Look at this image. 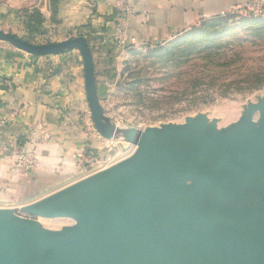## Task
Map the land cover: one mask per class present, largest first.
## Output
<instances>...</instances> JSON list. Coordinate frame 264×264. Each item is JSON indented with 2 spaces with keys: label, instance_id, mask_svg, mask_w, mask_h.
<instances>
[{
  "label": "water",
  "instance_id": "95a60500",
  "mask_svg": "<svg viewBox=\"0 0 264 264\" xmlns=\"http://www.w3.org/2000/svg\"><path fill=\"white\" fill-rule=\"evenodd\" d=\"M0 41L35 57L78 50L96 133L105 140L121 135L137 147L110 169L21 209L32 217L71 219L73 226L51 231L15 210H0V264H264V105L255 127L236 129L219 143L190 131L122 128L104 112L84 36L34 44L0 29ZM228 184L241 214L227 209ZM207 187L212 197L201 198ZM247 189L252 195L245 199ZM245 200L253 201L255 213ZM219 222L225 225L213 227Z\"/></svg>",
  "mask_w": 264,
  "mask_h": 264
},
{
  "label": "rangeland",
  "instance_id": "374dc122",
  "mask_svg": "<svg viewBox=\"0 0 264 264\" xmlns=\"http://www.w3.org/2000/svg\"><path fill=\"white\" fill-rule=\"evenodd\" d=\"M9 1L0 0V22L5 24L0 25V29L9 33L14 32L13 34L28 41L30 37L28 24L31 20H28L27 16L38 13L43 22L42 26L37 28L36 37L31 43L46 44L69 39L67 37L64 39L67 35L59 28L50 27L56 22L59 3L57 8H53L49 0H38L40 4L42 3L39 8L22 7L15 10L10 8ZM45 1L48 3L46 5H49L48 13L44 11ZM89 4L93 5L91 0ZM257 6L254 14L240 9L232 12L234 16L223 18L224 21L220 24L209 26L208 35L198 33L190 37L191 34H187L160 44H132L127 40L123 46L117 44L113 36L109 38L108 41L111 43L108 45L113 51L102 58V65L107 72L105 79L110 84L102 91L101 102L106 116L113 124L122 128H137L141 132L159 133L172 130L178 135L190 131L192 134L209 137L213 143L223 141L236 129L246 128L250 124L255 127V121L258 122V119H255L259 118L261 112L259 106L264 105V80L258 82L256 77H252L253 74L256 76L264 71V14L255 16L257 12H261L260 5ZM74 51L75 54L63 64L72 71L77 65H82L84 70L80 52ZM213 53L222 56H231L233 53L240 55L238 61L219 75L217 86H222L223 83L232 84L230 86L232 90L226 94L224 90L196 88L190 82L184 83L185 79L189 78L186 75L188 71H202L199 66L194 67L193 64L199 63L203 56L207 58ZM46 59L43 60V64L49 65L51 71L57 67L54 65H62L56 62L58 59L56 56L48 58L49 62ZM208 61L209 67H214L225 62V59L213 57ZM83 115L86 127L102 142L98 150L94 151L97 161L83 169L84 177L110 169L137 151V147L125 142L121 135L111 140L101 138L95 131L88 108L84 107ZM201 160L205 165L212 166V159L206 154H203ZM227 168V172L230 171V167ZM193 180L183 183L186 185ZM233 189L234 187L228 184L224 190L228 196L227 209L241 214L243 211L236 210L238 199L235 202ZM199 193L201 198L212 197L210 187ZM251 195V191L247 189L244 198ZM184 197L196 198L193 193L187 192ZM253 206L255 207V204L252 200L244 201V208H250V211L255 213ZM19 214L18 216L23 219L32 218L22 211ZM43 219L39 220L54 230L74 224L73 220L67 218ZM249 220L255 222V214L254 218L250 217ZM220 225L225 224L219 222L213 227ZM202 226L208 227L206 223H202Z\"/></svg>",
  "mask_w": 264,
  "mask_h": 264
},
{
  "label": "crops",
  "instance_id": "0c3cea01",
  "mask_svg": "<svg viewBox=\"0 0 264 264\" xmlns=\"http://www.w3.org/2000/svg\"><path fill=\"white\" fill-rule=\"evenodd\" d=\"M91 1L93 5L90 0H59V13L50 27L59 28L67 35L64 39L78 35L87 39L95 58L101 102L102 91L110 85L102 58L113 51L108 40L117 29H124L132 44L166 43L204 21L247 7L251 0ZM9 2L15 10L42 6L38 0ZM46 4L44 11L48 13ZM74 52L56 56L62 65H54L57 67L51 71L43 60L49 62L48 58L55 56L34 57L0 41V210H15L18 215L22 208L89 177L79 168L77 154L87 149L96 151L102 142L86 127L83 110L88 104L82 65L72 71L63 64ZM3 120H8L6 126L1 125ZM32 134L44 140L32 143ZM14 143L35 150L39 162L35 171L24 176L12 171L11 161L1 148ZM32 219L47 230L59 231L46 227L39 217Z\"/></svg>",
  "mask_w": 264,
  "mask_h": 264
},
{
  "label": "trees",
  "instance_id": "16d2710c",
  "mask_svg": "<svg viewBox=\"0 0 264 264\" xmlns=\"http://www.w3.org/2000/svg\"><path fill=\"white\" fill-rule=\"evenodd\" d=\"M49 1H50L51 5L53 6V8H57L59 0H49ZM231 13H228L227 15H224L222 17H215V18H212L210 20L204 21V22H202L200 27H194V28H192V30H190L189 32L185 33L184 35L191 34V35H189L190 37H192V35L198 34V33H202L204 35H208L209 34L208 33L209 26H211L213 24H217V23L220 24L221 22L224 21L223 18H229V17L234 16ZM35 14L36 13L32 14V16H27V19L31 20V23L28 24L30 37L27 40L29 42H33L34 41L33 39L36 37V33L38 31L37 28L39 26H42V22H43V18L41 17V15L38 14V13H37V15H35ZM184 35H182V36H180L178 38H181ZM188 50H190V49H187V51ZM214 54L215 53L211 54V56H209L207 58L203 56V58L199 61V63L193 64L194 67L199 66V68L202 69V71H196V72L188 71L186 75L189 78L185 79L184 83L186 84V82H190L191 84H193V87H196V88L199 87V88H204V89H208V90H211L212 88H215L217 90H224V92L226 91L224 94H226L228 91L232 90V88L230 87L232 84L223 83L222 86H217V81L220 79L219 75L221 73H225V71H224L225 69L230 68V65L232 63L234 64L236 61H238L240 59V55L238 56V53H233L231 56H228V55H223L222 56V55H218V54L214 55ZM213 57L224 58L225 62L217 64L214 67H209L210 62L208 61V59H212ZM252 77L253 78L256 77L258 82H263V80H264V71L256 74V76H255V74H253ZM259 84H261V83H259ZM86 151H87V152H85L86 154H90V153H92L91 151H94V150L87 149ZM79 168L83 172V169L81 167H79Z\"/></svg>",
  "mask_w": 264,
  "mask_h": 264
},
{
  "label": "built area",
  "instance_id": "2783aa9c",
  "mask_svg": "<svg viewBox=\"0 0 264 264\" xmlns=\"http://www.w3.org/2000/svg\"><path fill=\"white\" fill-rule=\"evenodd\" d=\"M260 5L261 12H255V16H259L264 14V1L263 0H251L247 7L241 8V11H247L250 14H254L255 7ZM234 12V11H233ZM239 13V12H237ZM114 40L117 44L123 46L124 43L128 40L126 31L122 28L117 29ZM8 124V120H3L1 125L6 126ZM31 142L37 143L38 141H43L42 139H37L34 135H31ZM1 153L8 156L11 161V169L12 171L19 175L24 176L32 171H35L38 167V159L36 157V153L34 149L25 150L20 144H11L10 146H4L1 148ZM77 163L78 166L82 169L88 167L91 163L97 161L94 157V153L86 154L85 152H79L77 154Z\"/></svg>",
  "mask_w": 264,
  "mask_h": 264
}]
</instances>
